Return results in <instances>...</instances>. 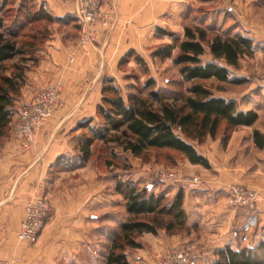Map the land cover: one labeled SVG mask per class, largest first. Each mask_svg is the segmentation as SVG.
I'll use <instances>...</instances> for the list:
<instances>
[{"label":"crops","instance_id":"crops-1","mask_svg":"<svg viewBox=\"0 0 264 264\" xmlns=\"http://www.w3.org/2000/svg\"><path fill=\"white\" fill-rule=\"evenodd\" d=\"M190 1L103 0V9L111 18L108 24L97 25L100 48L94 50L101 54V58H98L96 51L91 49L88 54L76 52L78 55L75 62L70 64L74 50H78V37L71 42L68 41V35H55L37 57L38 63L28 73L29 80L25 79L22 104L30 102L36 89L58 83L63 85L64 95L86 92L89 95L97 91L100 94L104 80L116 78L114 72L123 56L130 50H139L138 48L145 44L147 31L165 28L163 26H169L178 32L184 31L182 16L186 14L184 9ZM40 2L48 7V12L55 19L71 17L77 21L74 5L60 6L54 0ZM190 6L195 8L193 2ZM200 8L202 16L199 24L203 26L202 28L217 33L226 32L231 36L248 37L252 39L253 45H264V38L260 32L262 27L255 23L256 16L264 10L262 0H200ZM236 15L246 24L239 23ZM207 54L210 57L209 53ZM209 61L211 57L207 62ZM90 71L93 72L92 83L84 85L78 82L81 77L90 76ZM101 78L104 79L101 84H93L95 79L97 82L101 81ZM74 79H77V83H74ZM226 99L236 101L240 105L237 98ZM75 101L67 100L63 96L61 109L34 135L28 150L21 147L19 140L10 139L0 151V264H44L47 258L42 259V256L47 253L52 254V261L56 260L57 263L64 260L66 254L80 253L88 257V264L106 262L107 254H102L97 247V229L96 223L93 222L98 218L94 215L96 210H106L112 206L110 199L112 196L110 193L107 194L106 187L103 192V188L96 186L98 179L96 171L87 162H82L81 153L79 155L72 150L74 131L80 124L93 118L98 103L92 96ZM253 105V108L248 110L239 109L243 112H256L259 122L260 105L256 102ZM70 110L73 112L68 113ZM254 126L236 129L226 144H223L221 139H208L206 145L201 147L200 153L210 164V168H204V172L201 173L205 182L199 188H190L184 193L188 226L202 227L205 233L207 232L202 239L207 241L205 250L208 248L210 253L227 247L236 250L238 246L234 226H240L245 210L231 209L226 187L231 183L249 179L251 174L256 173L255 163L264 164V151L260 154L255 153L256 149L264 150V143L262 148H258L254 140L255 131H258L264 140V130L253 128ZM249 151L258 158L253 159ZM75 162L77 166L73 168ZM210 171L215 174L213 178L209 175ZM77 174L80 177L78 182L80 188L73 205H79L82 210L78 213L80 215L77 221L82 226L80 241L75 246H65L63 233L54 231L49 220L37 245L31 247L26 243H20L17 235L28 200L38 195L50 197L52 190L57 187V178L66 175L69 178ZM259 207V226L251 235L253 248L264 242V199ZM103 231L106 236L107 226ZM181 242V237L170 238L164 232L156 236L145 234L141 237L142 249L136 250L139 254L133 257L137 260L141 256L145 261L142 264H154L155 253ZM97 252L102 254L100 262L96 259Z\"/></svg>","mask_w":264,"mask_h":264},{"label":"trees","instance_id":"trees-1","mask_svg":"<svg viewBox=\"0 0 264 264\" xmlns=\"http://www.w3.org/2000/svg\"><path fill=\"white\" fill-rule=\"evenodd\" d=\"M4 4L7 0L3 1ZM23 9L29 10L30 7L24 4L20 11ZM39 12L34 15L26 13L29 24L40 20L63 22L43 7ZM24 28V24L5 27L4 19L0 17V138L7 136L12 128L13 107L25 81V70L21 65L36 59L38 45L46 37L43 35L38 41L34 35L30 41H23ZM162 33L172 38V43L161 47L154 56L161 59L174 56L180 75L189 84L186 94L168 97L155 90V81L148 79L142 88H136V93L124 98L114 80L105 79L101 104L97 108L102 127L91 128L93 119L78 126L79 130L90 131L79 146L82 162L89 161L93 145L102 142L105 146H120L124 152L140 158L151 151H173L194 165L210 168L208 160L197 152L194 144L214 140L220 132L224 134L226 144L236 129L252 127L258 121L256 112L240 111L236 101L216 94L211 86L213 83L241 85L245 82L232 77L231 69H238L240 60L253 53L252 39L199 26H186L183 39L169 32ZM207 53L211 61L204 62ZM134 54L130 52L127 57ZM17 57H22L21 65L8 73L7 64ZM125 60L127 58L123 62ZM136 60L144 64L141 57L137 56ZM254 140L259 148L263 147L264 140L258 131L254 132ZM105 164L112 166L109 160ZM115 190L125 201L127 220L113 237L105 264H130L127 251L141 248L139 239L145 234L158 235L165 231L175 236L189 230L183 190L169 198L164 193L156 195L147 189H139L137 184L129 181H118ZM217 255L216 264H264V242L239 251L227 247Z\"/></svg>","mask_w":264,"mask_h":264},{"label":"rangeland","instance_id":"rangeland-1","mask_svg":"<svg viewBox=\"0 0 264 264\" xmlns=\"http://www.w3.org/2000/svg\"><path fill=\"white\" fill-rule=\"evenodd\" d=\"M4 0H0V17L4 19L5 27L17 25L20 26L22 24L25 25L24 30L22 31L21 39L23 41H30V37L37 35L38 41L42 40V36L46 35L43 43L38 45V50L35 52V60H28L27 63L23 65L20 64V60L22 57H17L13 61L7 64L8 73H10L11 69H14L18 64L24 67L25 70V79L29 80L28 73L31 68L38 63V58L40 56V52H43L45 49V45L50 41L52 37L55 35H68V41L74 42V40L78 37L77 42V51L74 50L72 57L70 58L72 62H75L77 53L88 54L91 49L98 48V39H97V25L94 27V31L96 34V39L94 42L87 44V46H81V38H82V29L78 23V20H74L71 17H65L63 22H53L49 23L45 20H40L35 24H29L27 21L26 13L34 15L35 13H40V7L45 8L48 11V7L40 2V0H7V4L3 5ZM56 4L62 6H68L63 4L60 0H54ZM193 2L195 8L191 7L190 4ZM264 2V0H262ZM26 5L27 8L30 7L29 10L22 9V5ZM190 4L185 7V12L183 17L182 26L185 28L186 26L190 27H203L199 24L201 20L202 11L200 8V0H191ZM104 10V9H103ZM196 10V11H195ZM31 13H30V12ZM105 12V11H104ZM28 14V15H29ZM239 23L244 24L245 21L238 15ZM111 17V16H110ZM110 22V20H109ZM108 22V23H109ZM78 23V24H77ZM106 23V24H108ZM255 23L262 27L261 35L264 38V10L261 11L259 15L255 18ZM246 24V23H245ZM101 25V24H98ZM104 25V24H103ZM165 28H156L153 30H149L146 32L145 44L143 46H138L139 50H130L123 58L120 60L117 70L115 73L116 78L114 77V85L118 87L124 98L131 93H136V88H142L148 79H153L156 83L155 90L159 91L163 95L168 97H180L181 95L186 94V90L189 87V84H186L180 75V67L174 63V56L172 58L161 59L160 57L154 56L155 53L163 46L169 45L172 43V38L168 35L163 34L162 32H169L173 35L183 39L184 31L171 29L169 26H163ZM221 32V31H220ZM224 33V32H221ZM262 38V37H261ZM100 48V47H99ZM96 56L101 58V54L97 52ZM77 52V53H76ZM130 52H134L135 54L131 57H127ZM139 56L143 59L144 64H139L136 60V57ZM125 62H123V60ZM210 57L205 56L203 58L204 62H207ZM73 62V63H74ZM123 62V63H122ZM95 65V64H94ZM12 71V70H11ZM91 75H86L85 77H81L78 82L88 85L93 82L92 73ZM232 77L237 79H242L245 82L241 85H230V84H219V83H211L213 90L216 94L224 96L226 98H237L239 100V108H243L244 110H248L253 108V104L256 102L260 105V119L259 122L253 127L260 128L264 130V45H253V53L249 56L243 57L240 60V65L238 69H231ZM75 78V77H74ZM92 80H91V79ZM104 79L101 78V81H97L96 79L93 84L98 85L101 84ZM24 81V83H26ZM77 83V79H74V83ZM104 83V82H103ZM57 87L59 89V98L56 102L55 110L52 116L44 123V125L38 129H36L29 138L21 137L16 133L15 125L17 123V119L15 116V112L21 107L28 106L33 102V99L37 96L40 91L45 89ZM103 87V86H102ZM23 88V87H22ZM63 85L60 83L53 86H46L36 89L33 97L31 98L29 103L22 104V90L19 97H17L14 107H13V123L11 131H9L8 135L0 138V151L4 148L7 141L10 139H16L20 141L21 147L24 150H28L32 144V139L34 135L43 129L45 125L52 120L56 113L59 112L63 102V96L65 99L70 101H80L85 97H91L92 99L98 103V106L101 104L102 94L97 91L95 94L91 92L88 93H69L68 95L63 94ZM68 96V98L66 97ZM75 101V102H76ZM97 108L95 114L93 116V123L90 124L91 128H100L102 127L101 120L97 117ZM68 112V111H67ZM73 112L69 111L68 113ZM88 113V112H87ZM75 139L73 141V152L81 153L79 150V146L85 137L90 135V131H83L76 128L74 131ZM221 139L223 144L224 142V134L220 132L219 136L214 140ZM208 141V140H207ZM206 141V142H207ZM206 142L202 145L194 144L197 152L201 153V147L206 145ZM257 148V147H256ZM259 148V147H258ZM92 157L87 164L96 171L97 173V181L96 186L103 188L106 187L107 194L110 193L112 196L111 202L112 206L109 209H100L96 210L94 215H96L97 220L93 223H96L97 229V247L102 254H107L108 249L110 247L111 241L113 237L119 232L121 226L127 220V214L125 211V201L123 198L117 194L115 187L118 181L122 182H133L138 185L139 189H147L149 192H156L157 194L164 193L169 198H174L175 194H177L180 190H183L184 193L187 189H197L202 184H204L205 180L202 178L201 173L204 172V167L200 165H194L190 163L187 159L181 156L179 153L173 151H151L145 157H134L128 152H124L122 147L111 144V145H103L102 142H96L92 147ZM261 149H256V154H260ZM252 158H258V156L254 157L252 151H249ZM80 155V154H79ZM109 160L112 162L111 167H107L105 162ZM76 163V164H75ZM74 163L75 168L77 166V162ZM255 165V172L251 174L250 178L243 180L241 182H234L229 184L227 188V200L231 209L234 211L245 210V215L242 217L243 220L239 227L234 226V233L237 234L238 238V246L236 248L237 251L245 249V248H253L251 245V235L257 231L260 222V203L262 202L264 195V164ZM128 167V168H126ZM165 174H173L174 179H168ZM210 177L215 176V174L210 171ZM79 175H71L68 178V175L63 178H57L58 184L55 189L52 190L50 197L38 195L29 199L28 202L35 199H45L47 200L51 212L47 216L44 222V226L40 232V235L45 228L47 222L52 223V229L54 231H60L63 236V242L65 246L72 245L75 246L77 242L80 241L79 236L81 232L82 226L77 223L78 221V213L82 210L79 205L74 203V199L78 196V182ZM84 186V185H81ZM86 186V185H85ZM88 186V185H87ZM244 187L245 189L251 190L256 193L257 200L255 201V206L259 210V217L257 226L252 229L249 234V242H243L242 237V227L246 221V215L250 211L249 208H239L234 207L232 204V198L229 194V190L232 187ZM154 193V192H153ZM155 194V193H154ZM27 202V204H28ZM25 207V213L26 208ZM185 206V203H184ZM251 212V211H250ZM25 218V216H24ZM23 218V220H24ZM22 220V222H23ZM21 222V224H22ZM108 228L106 231V236L104 234V227ZM236 227V228H235ZM21 228V225H20ZM188 231L181 234L170 236L165 231H161L159 233H166L168 237H176L182 238V242L178 244H174L168 249L162 250L153 255L154 264H181L177 258L174 256L176 253L181 254L182 257H186L188 260L187 264H216L219 260L218 251L222 249H218L215 252H211L207 250V241L203 240L202 237L206 235L205 230L202 227H193L190 228L188 226ZM20 231V229H19ZM19 233V232H18ZM39 235V239H40ZM156 236V235H154ZM186 238V239H184ZM29 245L31 247L38 244ZM208 240V238L206 237ZM141 242V238L139 239ZM21 243V242H20ZM107 246V247H106ZM107 248V249H106ZM139 249H142L139 248ZM136 250L138 249H129L127 251V258L130 264H142L144 259L139 256L137 260L134 259L133 256L139 254ZM177 251V252H176ZM102 254L96 253V259L100 262V256ZM104 256V255H103ZM204 256V257H203ZM52 254L47 253L42 256V259H46L44 264H88L89 259L85 254H66L64 255V260L58 261V263L52 261ZM202 257V258H201ZM45 261V260H44ZM43 261V262H44ZM78 263H77V262Z\"/></svg>","mask_w":264,"mask_h":264},{"label":"built area","instance_id":"built-area-1","mask_svg":"<svg viewBox=\"0 0 264 264\" xmlns=\"http://www.w3.org/2000/svg\"><path fill=\"white\" fill-rule=\"evenodd\" d=\"M65 5H74L76 18L82 29L81 46L94 42L96 39L94 27L98 24H106L110 20V14L103 10V0H60ZM59 98L57 87L40 91L33 102L21 107L15 112L17 123L16 133L21 137L29 138L31 134L52 116L56 102ZM168 179H174L173 174H165ZM234 207L249 208L246 221L242 227V241L249 242V234L257 226L259 210L255 206L257 195L244 187H232L229 190ZM50 206L45 199H35L27 204L25 218L21 224L17 239L21 243L33 245L37 243L45 219L50 214ZM177 252V251H176ZM181 264H187L186 257L176 253L174 255Z\"/></svg>","mask_w":264,"mask_h":264}]
</instances>
